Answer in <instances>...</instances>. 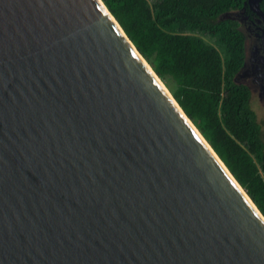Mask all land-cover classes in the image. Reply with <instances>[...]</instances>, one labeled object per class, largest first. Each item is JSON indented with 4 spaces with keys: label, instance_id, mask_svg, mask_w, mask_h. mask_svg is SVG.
<instances>
[{
    "label": "water",
    "instance_id": "1",
    "mask_svg": "<svg viewBox=\"0 0 264 264\" xmlns=\"http://www.w3.org/2000/svg\"><path fill=\"white\" fill-rule=\"evenodd\" d=\"M104 4L0 0V264H264V215Z\"/></svg>",
    "mask_w": 264,
    "mask_h": 264
},
{
    "label": "trees",
    "instance_id": "2",
    "mask_svg": "<svg viewBox=\"0 0 264 264\" xmlns=\"http://www.w3.org/2000/svg\"><path fill=\"white\" fill-rule=\"evenodd\" d=\"M102 1L264 215L263 124L250 89L235 80L243 34L224 19L247 0Z\"/></svg>",
    "mask_w": 264,
    "mask_h": 264
},
{
    "label": "flooded vegetation",
    "instance_id": "3",
    "mask_svg": "<svg viewBox=\"0 0 264 264\" xmlns=\"http://www.w3.org/2000/svg\"><path fill=\"white\" fill-rule=\"evenodd\" d=\"M246 2L241 8L227 12L224 19L237 22L243 34L244 61L235 80L250 89L252 101L257 99L264 106V16ZM261 10L264 13L262 7Z\"/></svg>",
    "mask_w": 264,
    "mask_h": 264
},
{
    "label": "rangeland",
    "instance_id": "4",
    "mask_svg": "<svg viewBox=\"0 0 264 264\" xmlns=\"http://www.w3.org/2000/svg\"><path fill=\"white\" fill-rule=\"evenodd\" d=\"M150 1H153V0H150ZM161 82L164 84V82L162 80H161ZM165 87H166V85H165ZM168 91H169V89H168ZM169 93H171V92L169 91ZM252 104H253V107H254L255 111L258 114V118H259L260 122L263 124V129H264V106L257 99H254L252 101Z\"/></svg>",
    "mask_w": 264,
    "mask_h": 264
},
{
    "label": "bare ground",
    "instance_id": "5",
    "mask_svg": "<svg viewBox=\"0 0 264 264\" xmlns=\"http://www.w3.org/2000/svg\"><path fill=\"white\" fill-rule=\"evenodd\" d=\"M103 4H104V2H103ZM105 5V4H104ZM146 64H148L147 62H146ZM148 67H149V64H148ZM151 69V68H150ZM152 72H153V70H152ZM155 73V72H154ZM155 76L157 77V79L159 80V82L161 83V85L163 86V88L168 92V94L174 99V97H173V95H171V93H169V91H168V89L165 87V85L161 82V80H160V78L156 75V73H155ZM190 121V120H189ZM191 122V124H193L192 123V121H190ZM193 126H194V128L197 130L196 132L201 136V134H200V132H199V130L196 128V126L193 124ZM205 140V139H204ZM205 142V144L209 147V148H211L210 147V145L207 143V141L205 140L204 141ZM212 149V148H211ZM212 152H214L213 150H212ZM214 155L216 156V158L218 159V157H217V155H216V153L214 152ZM218 161L221 163V161L218 159ZM222 166H224L223 164H222ZM226 171H227V169H226ZM228 172V171H227ZM229 173V172H228ZM230 174V173H229Z\"/></svg>",
    "mask_w": 264,
    "mask_h": 264
}]
</instances>
